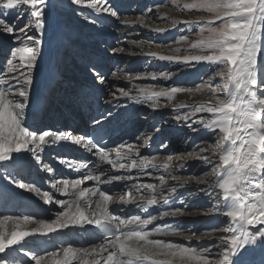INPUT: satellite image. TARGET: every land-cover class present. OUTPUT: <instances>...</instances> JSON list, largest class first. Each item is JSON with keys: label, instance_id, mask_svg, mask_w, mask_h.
<instances>
[{"label": "snow or ice", "instance_id": "6c2138e0", "mask_svg": "<svg viewBox=\"0 0 264 264\" xmlns=\"http://www.w3.org/2000/svg\"><path fill=\"white\" fill-rule=\"evenodd\" d=\"M71 3L96 14L107 13L112 17L118 15L109 0H71ZM184 8L212 14L207 19L200 17L197 21H183L187 25H199L202 21L207 26L200 31H207L208 35L202 36L192 45L193 48L206 50L207 54L184 57L161 55L159 59L185 64L195 61L215 65L207 80L202 79L196 89L199 91L207 88L212 93V98L206 104L195 106L192 113L184 116L178 114L175 119L196 132L199 129L192 127L188 123L189 119L197 113H207L211 117L205 119L201 115L193 123L210 132L215 140V145L208 144L201 150L208 152L210 156H218L219 162L213 163L209 156L200 159L212 164L211 171L216 172L214 194L219 199L215 206H223L222 215L229 220L226 226L228 234L219 236L215 244H210L202 251L162 239H151L153 235H184L179 229L169 225H157L150 230L148 226L158 218L181 215L186 209L162 208L160 212L145 218L110 212L112 195L100 188H81L85 181H100V175L92 171L71 180L67 177L50 179L46 181L50 190L42 193L33 183L25 182V173H31L33 167L46 171L49 175L53 173L51 167L43 164L42 153L46 146L61 141L80 146L90 156L98 157L99 163L89 158H82L77 162L67 158L58 159L59 163L74 172L89 169L90 166L100 169V163H106L117 170L128 168L143 171L157 167L154 163L156 157L133 159L132 146L129 145L128 151H116L115 159L110 158L112 150L107 148L104 141L109 134L111 109L94 118L95 127L88 134L74 135L71 130L54 132L40 128L35 120L30 124L26 122L33 76L41 55L46 25L51 26L55 5L52 0H0V32L15 34L16 40L21 44L24 40L30 42L27 46L15 47L6 61L5 70L0 72V169H3L0 178L6 181L5 188L8 191H11L8 187L11 185L33 193L44 203L54 202L62 208L52 223L40 221L41 227L31 232L0 233V264H11L8 252L19 251L26 237L47 235L72 225L85 224L94 225L100 230L101 242L90 250L77 252L71 247L63 249L65 258L53 260L51 264H72L73 260H79L81 264H101V261L103 264H264V227H258L264 226V68L258 62L259 55L264 52V0H192ZM80 15L89 20L84 12ZM138 20L140 23L144 22L143 17ZM216 21L219 24L213 27ZM132 22L127 19L122 21L124 24ZM29 31H34L36 35H29ZM151 55L155 56L156 53ZM93 72L103 84L101 73L95 69ZM152 76L155 78V74ZM213 77L219 78V83L214 84ZM192 91L191 88L177 86L158 91L139 89L140 95L147 100L171 98L176 93ZM121 93L125 97L129 95L123 89ZM135 155L138 156L139 153ZM168 159H171V155ZM124 160L129 163L126 165L122 162ZM161 167L167 168L169 165ZM100 171L103 175V169ZM132 179L130 175H113L101 182ZM158 180L161 186L159 193L156 185L147 184L145 187L152 195L147 199L141 197L142 202L137 203L132 189L139 192L140 188L133 184L127 188L126 195H119L120 205H135L145 212L149 206L169 205L170 200L163 190L167 181L164 176H160ZM70 186L73 189V203L88 197L85 206L91 208V197H98L95 201L96 211L86 215L78 203L73 210L68 201L55 200L56 192L69 195ZM167 191L174 192L175 189ZM180 202L183 203V200ZM3 219L21 221L18 216H4ZM22 220L24 223L31 222L28 216ZM217 231L220 229H213V232ZM211 235L212 232L201 233V236ZM192 236H196V233H192ZM55 255L56 253L49 254ZM89 256L95 259L88 260ZM32 259L34 264H47L45 256L34 255Z\"/></svg>", "mask_w": 264, "mask_h": 264}, {"label": "rangeland", "instance_id": "374dc122", "mask_svg": "<svg viewBox=\"0 0 264 264\" xmlns=\"http://www.w3.org/2000/svg\"><path fill=\"white\" fill-rule=\"evenodd\" d=\"M191 2L192 0H135L132 3V5L133 6L137 5V7H141L142 10L138 12L135 11L127 15H121L118 18L120 19L118 21L120 23H122L123 20L127 19L133 21L135 25L129 26V24L123 23V27L121 26L120 31H116L117 32L116 34H115V30L113 31L114 41L113 44L110 45L112 48L110 51H108V49H104L105 45L101 44L102 42H98L97 44L96 43L97 40L95 41L94 36L97 33L99 34L97 35L98 38L102 37V39H104L106 36L105 32L110 33L111 28L103 27V24L101 22H98L97 20H91V19L85 20L83 16L80 15V13L84 12L85 14L88 15L91 11L87 8H80L79 6L76 5L72 6L69 4H59L57 6L59 7L57 11V15L63 17V19L62 17L59 19V22L63 23L61 25V27H63V30L62 32H59L61 33V35L58 34L59 39L55 40V42L62 40L63 44L60 50L57 52L59 55L58 62L60 61L59 63L61 64V67L59 68L60 72H58L57 74L61 79L60 76L61 74L64 77H68L67 75L69 71L72 70L88 79L92 78V76L94 77L95 75L94 73L91 72V70L82 67V65L76 62V58H78L79 56L77 52L81 48L87 49L90 47L91 50L93 49L91 48L93 45V47L96 49L98 48L100 50L104 49L103 50L105 52L104 54H108V55L110 54L109 56H111L113 52H116L121 55L120 56L121 58L122 56H124L123 58H125L122 59V61L125 60L123 62L122 67L119 68V70H113L111 74H116L118 72L121 75L125 76L126 79H124L123 81H126V84L125 82L121 81L122 85L118 83L116 87L115 83H111L112 85H110L111 87L109 88L111 91L107 90V92H109L110 98L121 96L122 95L121 89L129 93L128 97H132L136 95L135 96L136 98L143 97L139 93L140 88H150L155 91L161 89L170 90L172 86L193 89L192 92L176 93L171 98L160 97L158 99L154 98L153 100H147L144 101V103L141 105V106H145L146 109L148 110L147 113L142 116L147 118V124H151V122L154 121L155 119L154 116H156L157 110L162 112L159 114L163 125L161 127L158 125L159 126L158 130L160 132L161 130H165V129L170 131L168 135V140L164 141L162 145H166V147L171 145V147H173L174 149V154L171 155V159L169 160L168 159L169 155L162 153L164 151L163 149L165 148L162 147L161 152L155 155L156 159L154 162L155 164L156 163L159 164V161L161 162L162 160H165V162H167L166 164L169 165V167L164 168L160 166L159 171L161 174L153 175L152 176L153 179H150V181H142L141 183L143 185L145 184V186L147 184L158 185L161 191V186L159 185L158 178L160 176H164L167 181V184L163 186V190L166 196L172 195L179 188H182L185 191L187 190L190 193L188 195V198L191 199L189 201H185L186 198L185 197L182 198L185 199L184 200L185 203L181 208L186 210L181 215H185L183 217L196 215L195 217H199V219L201 218L202 219L201 222H199L198 220V224L196 226V224L192 225L193 224L192 221H185L184 218L183 219L184 222L182 226L187 228H192V230L193 228L194 229L200 228L198 231L195 232L196 236H200L204 239L212 238L210 242L215 244L219 236L228 234L226 226L229 224V220L227 217L222 215V212L224 211L223 206L221 205L219 206V208L215 206L216 200L219 199V197L214 194V184L216 183V172L211 171L212 164L205 163L202 159H200V157L209 156V159L212 160L213 163H218L219 161H218V156H210L208 152L201 150L202 147H206L208 144L215 145V140L213 138V135L207 130L203 129L200 125L193 123V120L199 119L201 115H203L205 119H210L211 117L208 116L207 113H197L195 117L189 119L188 123L192 124V127L199 129L196 132L191 131L188 127L185 126L183 122L177 121L175 119V117L178 114L180 116H184L185 114L192 113L194 111L195 106L206 104L212 98V93L208 91L207 88L201 89L199 91L196 89L199 86L202 79L205 81L207 80L210 72L215 67V65H209L203 62L196 63L195 61H191L190 64H185L181 61H175V60L169 61V60L159 59V56L161 55L184 57V56L207 54L206 50H203L199 47L197 48L192 47V45H194L196 41L201 39L202 36L208 35L207 31H204L203 33H201L200 31L201 28H206L207 26L204 25L202 21L199 25H187L183 23V21H197L200 17H204L207 19L211 17L212 14L203 10L185 9L184 5ZM140 17H143L144 20L143 23L139 22L138 18ZM85 24L86 25L90 24V25L84 26ZM218 24L219 21H216V23L212 26L215 27ZM93 26H97V28ZM131 27H133L134 35H129L127 40L120 41L121 37L119 36L125 33L127 29L130 30ZM67 30H70V33H67ZM49 31L51 33L55 32L56 25L53 27V30L51 28V30ZM73 31L77 34L73 35ZM28 34L36 35L34 31H29ZM45 34L43 37L42 50L45 46V39H48L49 35L54 34V33L49 34V32L47 31V25H46ZM86 34L89 35L87 37L91 39L90 41L89 39L85 38ZM21 39H23V36H21ZM117 41L120 42L117 43ZM29 44L30 42L26 40H24V43L21 44L19 41L16 40L15 34H7L4 32H0V72H3L5 70L6 61L10 58V53L15 47L27 46ZM83 45H85V47H81ZM159 48H161L162 50H160ZM42 50H41V55L43 52ZM151 53H156V55L153 56L151 55ZM41 55L37 62L36 70L33 76V84L31 88L30 98L33 96L35 84L38 82L41 76V75L39 76V73L40 72L43 73L40 65ZM81 56H83L82 52L80 54V57ZM107 58L110 59V57ZM136 59H141L142 62H138L136 61ZM258 62L260 67L264 68V52H262L259 55ZM136 64L142 65V68L136 71H132V66ZM65 65L67 66L65 67ZM152 74H155V78H153ZM75 76L76 75H74L73 77ZM212 82L214 84L219 83V78L213 77ZM54 84H56V82H54ZM71 84L72 85L76 84V81L73 80ZM58 86L59 89H55V91H57L55 94H57L58 91H63L66 84L62 85L59 83ZM73 90L72 89L69 90V94H67V97H69L73 93ZM49 100L50 99H47V101ZM61 101H63V99ZM52 102L53 100L51 101V103ZM54 107L55 104L53 103L52 107H50L51 110H53ZM66 107H67L66 103H64V107L62 105L61 106L58 105V108L61 111H63L62 109ZM39 110H41V108ZM52 113L53 112L51 113L49 112L50 115H52ZM44 116H46L45 113ZM62 121L64 122V119H62ZM48 122L52 124L50 118ZM63 125L66 126L67 123H63ZM46 126H47V122H45V126H43L42 129L51 130L54 132L68 131L67 128H64L63 130L61 129L59 131H55V129L53 130V128ZM145 128L149 130L144 133L151 134L152 131L150 127H145ZM153 135L154 137H151V141L152 139H155L158 136L155 135L154 133ZM148 139L150 138L148 137L147 139H144L137 144V147L140 148L142 152L147 147ZM58 146H59L58 144H50V148L46 147L47 150L45 149L43 151L42 156L45 154L53 162L62 165L61 163L58 162V159H61L59 158V155L57 158H55L57 156V153L55 156V153H52L53 151H51V149L54 148L57 151H60L59 150L60 148ZM138 153H140V155H138L139 159L145 157V153H141V152ZM189 153H191V155H189ZM34 170L35 168L31 170V173H25L24 179L25 182H29V183H33L34 181L35 183L33 184L41 189V193L44 191L43 190L44 188L47 189L49 188L50 190V185L46 183V181H49L50 179L53 178H60L57 176L58 172L55 171L54 169L51 175H49V173H47L46 171L41 170L40 172L38 168H37V172H35ZM157 170H158V166L156 171ZM2 171L3 169H0V172ZM38 172L41 173V176L43 175L41 179V183H43L41 187L43 188H41L40 185L38 184L36 176L35 175L32 176V173L37 174ZM172 177H176V179H172ZM185 181H187V183H185ZM0 183L5 187L6 181L4 179L0 178ZM8 187L11 188V191L8 192H11L15 196V198L17 196H20L19 194H21V197L24 199L25 203L29 206L23 209L21 206L20 207L17 206V204H19V202H17L15 205V209L12 213V216L16 214L28 216L29 214L28 217H30L31 220L34 222V226L26 224V228L32 230L34 229L35 226L37 227L38 222L40 221L53 222L57 218V213H59L58 207L61 208L60 205L54 202L44 203L40 197H37L33 193H29L27 191L15 188L14 186L11 185H9ZM173 188L175 189L174 192L167 191V189H173ZM201 189H203V191H201ZM147 192L148 194L146 193L134 194V197L135 198L143 197L147 199L149 198V196H151V194H149L151 193L149 189ZM26 195L29 196L31 200H27ZM7 197L8 195L6 197L2 195L0 196V200L2 198L7 199ZM54 198L55 200H61V198H59V196L56 193H54ZM175 198H178V196L176 195ZM44 206L47 208V209L45 208L46 209L45 214L38 213L37 210L43 208ZM0 208H1L0 211L1 213L4 211L1 202H0ZM169 217L170 216H168L166 219L163 218L162 221L166 222V220H168ZM163 222L159 221V223H157L156 221H154L156 226L163 224ZM178 224L179 227H181L180 226L181 223L178 222ZM213 229H220V231L213 232ZM208 232H212V235L201 236V233H208ZM162 236H164V234ZM175 236L181 238L182 235L179 236L175 235ZM182 237L188 238L187 236H182ZM46 239L50 240V237H47ZM33 240H36L35 237L32 240L31 239L27 240V243L29 244L32 243L31 244L32 246L34 244V246L31 247L33 249L27 251L26 248H20L19 251H14L13 255L8 254V258L11 261V264H32V262L31 261L29 262L28 260H31V258L34 255L44 256V254L47 255L51 253L50 251L43 253V255L40 254L42 245H39L40 244L39 242L37 241L35 242ZM63 242L64 240L61 243V248L71 247L77 252L83 249H89V247L97 245L86 242L85 246H81L79 245V243L64 244ZM192 248H196L197 250L202 251L203 248H205V246L196 245V246H192ZM18 257L21 258L19 259Z\"/></svg>", "mask_w": 264, "mask_h": 264}, {"label": "bare ground", "instance_id": "6f19581e", "mask_svg": "<svg viewBox=\"0 0 264 264\" xmlns=\"http://www.w3.org/2000/svg\"><path fill=\"white\" fill-rule=\"evenodd\" d=\"M52 3L55 5V8L56 9L54 10V13H53V19H52L51 26H47V31L49 32V34H53V33L54 34L53 35H49L48 36V39H45V46H44V48L42 50L43 52H42L41 59H40V65H41V69H42L43 73L42 72L39 73V76L40 75L41 76H40L38 82L35 84V87H34V95L29 99L28 107H30L31 109H37V110H39L40 108H42V106H43V104L45 102L44 97L42 95L43 94V90L47 86H49V84H51L52 82H56V84H57V80H59V83L61 81L64 82V85L66 84V86L64 87V90L63 91H59L58 94H56L55 100H53L52 103H51V101H47V107H46V110H44L45 115L48 116V118H50V121L52 122V124H51L50 127L53 128V130L55 129V131H59V129L61 127H64L63 123H66V115L68 113L70 115H72V116H75L76 119H79V123L80 124H83L84 123L83 115L79 112V109L77 108L75 102L70 100V98H69L70 96L67 97V94H69V90L70 89L73 90V88H75L77 86V84L81 83L82 81H87L88 80V81H91V82H97L96 84L101 85L103 87L104 91H107V90H110L109 88L111 87L110 86L111 83H115V86L117 87V84L118 83L121 84V81H123L126 78H125V76H123V75H121L120 73L117 72L116 74H110L108 77H106L104 79V83L101 84L99 81H97V79H95V76L94 77L92 76V78H89L88 79V78H85L82 75H79V73H76L75 71H72V70H70L69 73H68V75H67L69 77V79H68V77H65L64 78L65 81H64L63 79L61 80L59 78V75L57 74L59 72V70H58V67H59L58 66L59 55H58L57 52L60 50L63 42H62V40H59L58 42H55V40L59 39L58 38L59 37L58 34L61 35V33H59V32H62V30H63V27H61V25L63 23L59 22V19L62 16L57 15V11H58V8H59L57 6L59 4H69V5H72L73 6L74 4L71 3V0H52ZM93 14H95L99 18V20H103V23L102 24H104V25H106V23H108L110 21V18H111L110 15H108L107 13H99V14L93 13ZM104 17H106V18H104ZM62 19H63V17H62ZM55 25H56V31L53 32V33H51L49 30H51V28L53 30V27ZM89 25H86L85 24L84 26H89ZM132 25H135V23L134 22L129 23V26H132ZM97 26H93V27L97 28ZM67 33H70V30H67ZM75 34H77V33H75L73 31V35H75ZM128 34L129 35H134L133 34V28L130 30V32H128ZM97 35H99V34L96 33L95 36H94L95 41L98 40L99 42H102V40H100L101 37L98 38ZM108 35L110 36L111 33H108ZM87 36H89V35L86 34L85 35V38L89 39ZM90 40L91 39H89V41ZM101 44H104V43L102 42ZM83 46L85 47V45H83ZM83 46H81V47H83ZM159 49L162 50L161 48H159ZM82 57L83 56H81L80 58H82ZM109 57H111V56H109ZM60 60H61V58H60ZM66 66L67 65H65V67ZM74 75H76V76L73 77ZM73 80L76 81V84H73L72 85L71 82ZM123 82H125V84H126V81H123ZM45 84H48V85L47 86H44ZM52 87H53V90L56 89L53 85H52ZM73 93H74V90H73ZM62 99H63V101H61ZM139 99L140 98H136L135 97L131 101V103L136 102ZM53 103L55 104V107L53 108V110H51L50 107H52V104ZM64 103L67 104V107L66 108H63L62 110L63 111L64 110H67L68 111L67 114L64 113L63 111L59 110V108H58V105H60V106L62 105L64 107ZM49 112L50 113L53 112L52 115H50ZM61 114H62V116H61ZM49 116H51V117H49ZM28 117L29 116H26L25 119H26V122L28 124H30V122H28ZM62 119H64V122L62 121ZM137 126L139 128V125H137ZM165 136H167V134H165ZM55 144H58V145L62 144L63 146L66 145V144L67 145H71V143L65 142V141H61V142L55 143ZM46 147H49L50 148V145H48ZM46 147L44 148V150L46 149ZM59 150L60 151H57L56 153H59L60 154V152H63L62 149H59ZM59 154H57L56 158L58 157ZM139 155H140V153H139ZM59 158H61V157L59 156ZM42 162L44 164L45 163H51L52 166L57 165L58 166V168L56 170L57 172H59L60 170H62V165H59L58 163L53 162L50 158H49V160L47 162H46V159L45 160H42ZM159 163H160V161H159ZM161 163H162V165H164L167 162H165V160H162ZM155 168L157 169V167H155ZM155 168H150V170L156 171ZM66 170H67V168L65 169V171ZM145 170H143V171H145ZM39 171L41 172V170H39ZM132 171H133V169H132ZM136 171H138V170H136ZM143 171L141 172L142 175H139V172H138V175H139L140 178L146 179L148 176H143ZM35 172H37V169H36ZM129 172H130V170H128V173ZM155 174L158 175V172L155 173ZM35 176L37 178L38 184L40 186H42L43 183H41V179H42V176L43 175L41 176V173L38 172L37 174H35ZM44 187H46V186H44ZM83 187L84 188H88V189H94V188H99V185L97 184V182L88 180V181H85L84 184L81 185V188H83ZM43 190L44 191H46V190L48 191L49 188L48 189L47 188H44ZM68 191H69V195H63V194H61L59 192H56V194L59 196V198H61V200H66L69 203H71L72 204V207H73V210H75V208L77 206V203H78L79 206L84 209L86 215H89L91 212L96 211L95 201L98 199V197H91L92 207L91 208H88V207L85 206V200H87L88 197H85L84 199L78 201L77 203H73V199L74 198L71 195V193L73 192V189L71 188V186L69 187ZM147 191H148V189L146 188V192ZM150 194H152V192ZM2 195L4 197H6L8 195V197H7V199H3L2 198L0 200L1 205L4 208V211L0 213L1 214L0 215V233L10 234L13 231H28V232H31L33 229L31 230V229L26 228V224L27 225L34 226V222L32 220L29 223H24L23 220H22V218L25 217L24 215L16 214V215L12 216V213H13V211L15 209L14 206L16 205V203L17 202H19V203L20 202H25L24 199L21 197V194H19L20 196H17L15 198V196L11 192H8V190H6V188L0 183V196H2ZM26 198H27V200H31L30 197L27 196V195H26ZM138 199L139 198L136 197V201L138 203H141L142 200H138ZM180 201L181 200L178 197V198H175V199L170 200V204L169 205L149 206L148 207V210H155V209H162V208L163 209H168V208H175V207H183L184 204L181 203ZM113 202H114L113 199L109 202V209L112 206V203ZM45 208L46 207L44 206L43 208L38 209L37 210L38 213H40V214H43L44 213L45 214V210L47 209V208L46 209ZM58 210L60 212V211H62V208L58 207ZM4 216H12V217H17L18 216V217H21V221L20 222H17L16 220H4L3 219ZM28 216H29V214H28ZM183 216H185V215H181V216H178V215L177 216H170L169 219L166 220V225H169L171 228L179 229L181 232L184 233V235H182V236H187L188 238H185V237H182V236H181V238H179V237H177L175 235H171V234H164V236H162V235H160V236L159 235H153L150 238L151 239H162V240H165L166 242L170 241V242H173V243H176V244L185 246V247H192V246H196V245H201V246L207 247L210 244H213L212 242H210V240H212V238L204 239V238H202L200 236H195V237L192 236V233H195L200 228H195V229L193 228V230H192V228H187V227H184V226L179 227V224H178V222H180L181 224H183V222H184L183 219L185 218V221H192L193 222L192 225L196 224V226H197L198 220H199V222H201V219L202 218L199 219V217H195L196 215H194V216H186V217H183ZM44 222H47V221H44ZM161 222H163V221L161 220ZM48 223H52V222H48ZM155 225L156 224L153 222V224H151L149 226L154 227ZM86 226H90V225H88V224H85L83 226L72 225V226H69L67 229H61V230H59V231H57L55 233H49L47 235L37 234L36 236L26 237L25 238V241H22V244H23V247L22 248H26L27 251H29L30 249H33L31 247H33L34 244L32 246L31 245L32 243L31 244L27 243V240H29V239L32 240L35 237L36 240H33V241H35V242L37 241V242L40 243L39 245H42V249H41L40 254L43 255V253L50 252V251H51V253H56L55 256H49V254H47V255L44 254V256L46 257L47 264H51V262L53 260H63L65 258L64 257V254H63V249H66V248H61L62 241L64 240V242H63L64 244H76V243H78L77 237L79 236V234L82 233L81 228L82 227H86ZM35 227H34V229L40 228L41 227L40 223L38 222L37 227L36 228ZM258 227H264V226H258ZM251 230L252 229H251V226H250V231ZM47 237H50V240L49 239H46ZM189 237H191V238H189ZM186 240H188V241H186ZM89 243H90V241H89ZM93 247H95V246L89 247V250L92 249ZM197 251H201V250H197ZM13 252L14 251H10V252H8V254L9 255H13ZM105 255H107V253H105ZM18 258L20 259L21 257H18ZM161 258H163V257H161ZM87 259L88 260H92V259H95V257L89 256V257H87ZM257 260H259V250H257ZM24 261H26V260H24ZM28 261L29 262L31 261L32 264H34V261H33L32 258H31V260H28ZM72 264H81V261H79V260H73ZM101 264H103V261H101ZM174 264H175V262H174Z\"/></svg>", "mask_w": 264, "mask_h": 264}]
</instances>
